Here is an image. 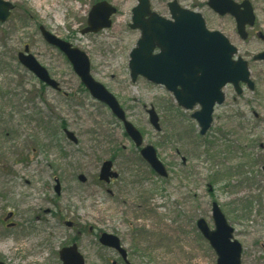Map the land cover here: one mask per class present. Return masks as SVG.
Instances as JSON below:
<instances>
[{
    "label": "rangeland",
    "instance_id": "rangeland-1",
    "mask_svg": "<svg viewBox=\"0 0 264 264\" xmlns=\"http://www.w3.org/2000/svg\"><path fill=\"white\" fill-rule=\"evenodd\" d=\"M6 1L15 10L0 24V262L62 264L60 251L76 243L86 264H216L197 227L204 219L215 228L216 202L243 246L242 263L264 264V61L254 60L264 52V0H249L256 25L247 40L235 19L216 15L209 0H150L165 18H171L173 1L200 13L208 29L224 34L249 64L254 89L243 85L238 95L233 85L225 87V102L215 108L206 136L191 118L200 107L186 111L164 87L131 79L130 54L141 38L130 28L138 0ZM102 1L117 9L112 26L82 34ZM41 26L88 55L93 78L142 133V147L46 43ZM27 45L60 91L43 86L20 64ZM151 108L159 131L150 123ZM148 145L168 178L141 156ZM105 161L119 174L113 184L99 179ZM102 233L121 239L128 262L99 243Z\"/></svg>",
    "mask_w": 264,
    "mask_h": 264
},
{
    "label": "water",
    "instance_id": "water-1",
    "mask_svg": "<svg viewBox=\"0 0 264 264\" xmlns=\"http://www.w3.org/2000/svg\"><path fill=\"white\" fill-rule=\"evenodd\" d=\"M138 2V6L133 9V23L130 27L134 30L140 29L142 37L131 53L129 63L131 77L134 82L142 76L151 83L164 86L174 94L179 106L186 110H192L196 105H200L201 110L194 113L192 118L197 120L201 127V135L205 136L213 123L215 106L225 101L222 91L224 87L232 84L238 94L243 93L241 84L254 89L248 63L242 58L234 60L238 54L237 48L220 32L209 31L200 14L182 9L174 1L169 5L173 18L170 21L152 11L150 0ZM209 6L221 16L232 15L237 21L239 34L244 40L247 39L246 28L253 27L256 21L254 9L249 1L237 4L233 0H210ZM14 9L15 6L11 2L0 0V23L8 22ZM116 13L117 10L106 2L97 4L89 15L88 27L83 34L98 33L110 28L111 17ZM40 30L46 42L67 57L91 96L111 110L123 124L130 139L137 147H141L144 141L142 134L127 119L113 94L93 79L87 55L51 34L44 27ZM29 52L30 48L26 46L19 54V62L40 82L59 90V84ZM255 60L264 61V52L256 56ZM148 114L151 125L160 130L159 117L155 109L149 110ZM67 135L72 141H77L73 133L68 131ZM141 154L158 175L168 177L167 170L159 160L154 147L146 146ZM112 168L111 161L103 164L100 174L102 181L110 182L111 178L118 177ZM80 178L85 181L84 177ZM57 190L59 191V186ZM212 214L214 230H211L203 219L198 221L197 226L215 251L217 264H242L243 247L235 240L234 229L217 203L213 204ZM100 243L117 250L125 260L127 259V252L117 237L103 234ZM60 255L63 264H85V259L78 252L76 245L63 249Z\"/></svg>",
    "mask_w": 264,
    "mask_h": 264
},
{
    "label": "flooded vegetation",
    "instance_id": "flooded-vegetation-1",
    "mask_svg": "<svg viewBox=\"0 0 264 264\" xmlns=\"http://www.w3.org/2000/svg\"><path fill=\"white\" fill-rule=\"evenodd\" d=\"M115 181H112V184L114 183Z\"/></svg>",
    "mask_w": 264,
    "mask_h": 264
},
{
    "label": "trees",
    "instance_id": "trees-1",
    "mask_svg": "<svg viewBox=\"0 0 264 264\" xmlns=\"http://www.w3.org/2000/svg\"><path fill=\"white\" fill-rule=\"evenodd\" d=\"M44 88V87H43Z\"/></svg>",
    "mask_w": 264,
    "mask_h": 264
}]
</instances>
